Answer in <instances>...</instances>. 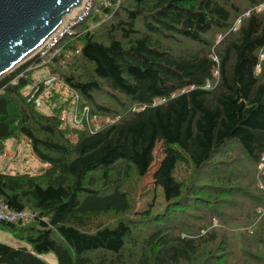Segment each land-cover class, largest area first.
I'll use <instances>...</instances> for the list:
<instances>
[{
    "label": "trees",
    "instance_id": "obj_1",
    "mask_svg": "<svg viewBox=\"0 0 264 264\" xmlns=\"http://www.w3.org/2000/svg\"><path fill=\"white\" fill-rule=\"evenodd\" d=\"M107 1L95 0L81 34L61 41L48 62L58 80L40 82V107L28 100L38 55L0 77V154L9 140L26 139L47 165L36 173L0 169V204L32 213L0 220L26 241L0 242V264H50L39 256L49 252L56 264H235L244 257L229 240L248 245L246 238L264 251V222L253 226L264 200L247 207L257 196L249 190L235 218L261 210L240 231L204 214L235 182L220 170L229 161L252 170L264 196V0ZM85 105L112 122L96 131L74 124L71 114ZM159 142L151 179L165 205L126 215L121 182L131 167L140 178L148 173ZM108 212L123 215L99 220Z\"/></svg>",
    "mask_w": 264,
    "mask_h": 264
},
{
    "label": "rangeland",
    "instance_id": "obj_2",
    "mask_svg": "<svg viewBox=\"0 0 264 264\" xmlns=\"http://www.w3.org/2000/svg\"><path fill=\"white\" fill-rule=\"evenodd\" d=\"M261 7H264L262 5ZM60 44H56L54 47L59 48ZM45 48H42L36 52H34L35 55H39L41 51H43ZM55 49V48H54ZM48 54L44 55V57H47ZM50 64L46 66H35L34 68L37 69L35 70L34 73V78L35 79H41L40 77H46L48 75V70H49ZM50 74V73H49ZM71 137V135H70ZM22 144V142H21ZM17 143L14 140H9L7 142V146L5 151L11 152L10 155H3L5 151L0 154V160H3L4 164H6V168L10 170V173H14L15 170H25V171H30L31 173H36L37 172V167L40 166V163H38V160L31 154L28 153L24 148L21 147L19 151H15ZM29 151V149H28ZM4 156V158H1ZM154 163L151 166L150 170L148 173L140 178L134 168L131 167V172L129 176L125 177L123 181L121 182L120 189L127 194L129 199V208L126 211V215H130L134 211H142L144 209H149L152 213H157L161 211L165 205V200L163 196V191L161 187H156L153 185V181L151 179V174L152 171L157 167L159 161L162 158V144L159 142L156 144L155 151H154ZM224 158L218 157L215 160H219V162H222ZM264 159V158H263ZM211 163V160H209ZM218 162V163H219ZM228 162V160H226ZM238 162L235 161H229L225 166L223 170L227 172V175H229L231 178L233 177L235 179V182H232L233 184L227 185V196H222L220 198V201L212 204L209 208L205 209L206 211L204 214L206 215L207 211L209 213V216L211 214L216 215L221 219V221H225L227 223H230L233 228H237L238 231H240L242 228L239 226H242L244 224H247L249 222L254 221L255 215L259 214V211L261 210L260 208L258 211L255 208V212L252 213V210L249 209V212L246 216H241L239 218H235L236 212L245 204L246 199L243 196H240V193L242 190H249L252 194L257 195L255 196V199L253 201H249L250 203L248 204L247 202V207H252L254 205H262L261 200H264V196H260L262 194L261 188H263V185L260 180L257 181V186L255 183L256 177L252 173V170H248L244 166H239ZM3 166V164H2ZM262 165H258V169H262ZM13 169H15L13 171ZM208 170V168H206ZM205 169V170H206ZM206 170V172H207ZM243 173V179L244 183L242 184L241 182V175ZM255 184V185H254ZM230 188V189H229ZM233 194V195H232ZM232 195V196H228ZM237 195V196H235ZM132 196H134V199H132ZM245 200V201H244ZM263 214L260 215L259 219L254 222L253 226L256 229L259 230L260 226L264 222V209L262 210ZM123 212H108L104 213L99 217V220L107 221L106 223H110L117 219L118 217L122 216ZM207 216V215H206ZM212 227L218 226L219 224L217 221H220L218 218L214 217ZM97 218L94 219V223L97 224L99 221ZM252 227V226H251ZM246 231L250 230V227L246 226L244 228ZM205 231H203L204 233ZM236 232V231H235ZM170 233H173L172 230ZM232 234V240L234 239V231H230ZM257 234V233H256ZM224 236V235H223ZM228 241V240H227ZM248 245L245 243H238V241L233 242L229 240V243L231 246L236 247V249L239 251V253L244 257V258H238L237 263L235 264H264V259L260 258L259 261H256L255 258L257 259V255L261 256L264 255V251L259 248L257 245L256 241L254 238L251 239H245ZM0 242L6 243L11 246H25L26 241L17 237L14 232L7 228L0 227ZM251 243V246H250ZM262 243V249H264V239H261ZM249 248L253 252H255L254 255H245L242 254V251L239 248ZM263 253V254H262ZM42 259L47 261L50 264H56V256L54 253L49 252V253H43L39 255Z\"/></svg>",
    "mask_w": 264,
    "mask_h": 264
},
{
    "label": "water",
    "instance_id": "obj_3",
    "mask_svg": "<svg viewBox=\"0 0 264 264\" xmlns=\"http://www.w3.org/2000/svg\"><path fill=\"white\" fill-rule=\"evenodd\" d=\"M83 0H0V77L29 58Z\"/></svg>",
    "mask_w": 264,
    "mask_h": 264
},
{
    "label": "built area",
    "instance_id": "obj_4",
    "mask_svg": "<svg viewBox=\"0 0 264 264\" xmlns=\"http://www.w3.org/2000/svg\"><path fill=\"white\" fill-rule=\"evenodd\" d=\"M94 2L95 0H83L80 6L76 8L71 14H69L67 20L47 37V39L43 42V44L36 50L38 51L42 48H45L38 55L41 62H39L36 66H44L51 61V58L57 56L60 48H56L54 46L56 44H60L61 41L63 42L64 38L69 36L72 38H76L81 34V32L78 30V27L90 15L91 10L94 7ZM103 4L105 6H111V3L107 0H103ZM96 25L97 24L95 23L89 24L87 30L91 31ZM80 47L81 46L79 44H75L74 52L78 53ZM46 54H48V56L43 58V56ZM67 54H69V52ZM31 56H34V54H32ZM65 59H67V57H65ZM32 66H30L29 68L35 67ZM57 80L58 79L54 74H48L46 77H43L38 80L36 79L35 81H33L32 84L29 86V90H31L32 92L28 96V100L33 101L36 107H40L41 105L40 97L36 95L37 90L40 87V82H42L43 86L48 88ZM12 82L14 83L15 80H13ZM76 100H77V96L75 95V97L70 101V103L74 104ZM67 115L68 112L65 109L62 111L61 118L65 120ZM71 116L74 124H80L83 120L86 121L89 125L91 124L90 131H96L102 124H107L112 122V120L109 117H99L95 114H91L89 107L87 105L83 106V108L79 112L75 110L71 114ZM28 216H32V213L28 210H22V211L15 210L0 204V220L7 222H15L19 219H23Z\"/></svg>",
    "mask_w": 264,
    "mask_h": 264
},
{
    "label": "crops",
    "instance_id": "obj_5",
    "mask_svg": "<svg viewBox=\"0 0 264 264\" xmlns=\"http://www.w3.org/2000/svg\"><path fill=\"white\" fill-rule=\"evenodd\" d=\"M40 78H42V77H40ZM15 142H16V141H15ZM16 143H17V142H16ZM29 145H30L29 141L26 140V139H24V140H22V144H21V143H17L15 151L17 152V151H19V150L21 149V147H25L24 149H25L28 153H30V151H28V149H29V148H28ZM10 153H11V152H7V151H5V153H4L3 155H4V156L7 155V154L10 155ZM4 156H2L1 158H4ZM38 163H39V162H38ZM2 164H3V166H2ZM6 164H7V162H5V164H4L3 160H0V169H2V170L7 169V168H6ZM42 167H47V165H46V164H40V166H38L37 169L42 168ZM10 172H11V171H10Z\"/></svg>",
    "mask_w": 264,
    "mask_h": 264
}]
</instances>
